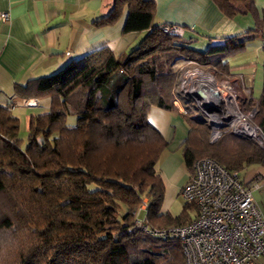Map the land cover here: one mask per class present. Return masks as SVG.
I'll return each mask as SVG.
<instances>
[{"label":"trees","instance_id":"trees-1","mask_svg":"<svg viewBox=\"0 0 264 264\" xmlns=\"http://www.w3.org/2000/svg\"><path fill=\"white\" fill-rule=\"evenodd\" d=\"M215 1L226 15L255 9L252 0ZM125 6L123 31H145L129 52L72 58L18 89L49 98L46 111L29 115L25 142L12 107L0 104V264H185L179 237L152 231L195 215L189 201L176 215L160 209L156 164L167 141L147 111L175 109V58L229 72L225 58L264 37V21L201 50L154 23L153 0H114L99 22H114ZM260 94L254 119L264 131V89ZM182 116L189 124L183 160L192 174L201 156L234 170L264 161L252 138L222 130L210 141L203 121Z\"/></svg>","mask_w":264,"mask_h":264},{"label":"crops","instance_id":"crops-1","mask_svg":"<svg viewBox=\"0 0 264 264\" xmlns=\"http://www.w3.org/2000/svg\"><path fill=\"white\" fill-rule=\"evenodd\" d=\"M153 1L154 23L181 25L183 39L190 47L201 50L229 36H241L253 29L258 19L264 21V0H252L253 11L234 15H226L215 0ZM113 5L114 0H0V12L8 13V18L0 21V104L13 108L20 106L14 104L16 98H35L36 105L21 106L41 107L38 113L44 112L49 98L28 97L19 92L22 85L57 71L72 58L105 49L118 56L136 46L145 31H123L126 6L114 22H99ZM245 45L225 59L229 73L242 75V83L259 101L264 89V37L258 36ZM147 112L149 122L167 141L156 168L164 186L160 209L172 214L168 204L192 174L183 160L182 148L189 124L179 103L172 110L153 105ZM235 170L242 182L251 185L254 201L264 214V161L250 162ZM257 264H264V260Z\"/></svg>","mask_w":264,"mask_h":264},{"label":"built area","instance_id":"built-area-1","mask_svg":"<svg viewBox=\"0 0 264 264\" xmlns=\"http://www.w3.org/2000/svg\"><path fill=\"white\" fill-rule=\"evenodd\" d=\"M7 18V12H0V21ZM161 25L166 34H182L179 24ZM187 62L192 64L184 65ZM174 70V103L178 105L183 95L191 98L195 111L190 114L207 125L210 141L229 130L254 139L264 149V131L254 119L258 99L242 83V75L187 59L177 60ZM14 104L34 106L37 100L16 98ZM179 193L193 203L195 216L184 225L152 231L163 237L178 236L185 264H257L264 260V214L254 201L251 185L241 181L238 170L226 168L212 157H198L192 176ZM137 225L146 228L141 219Z\"/></svg>","mask_w":264,"mask_h":264},{"label":"rangeland","instance_id":"rangeland-1","mask_svg":"<svg viewBox=\"0 0 264 264\" xmlns=\"http://www.w3.org/2000/svg\"><path fill=\"white\" fill-rule=\"evenodd\" d=\"M250 46H253V45H250ZM251 49V47H249L247 50L249 51ZM180 59H185L183 57H178V58H175L171 64V68L173 69V72L175 74V70H174V63L177 61V60H180ZM189 60V59H187ZM193 61V60H192ZM196 61V60H194ZM180 62V61H179ZM198 62V61H197ZM192 63H184V65H190ZM175 80L174 82H176V74H175ZM175 84V83H174ZM174 86V85H173ZM176 87V85L174 86V88ZM174 88H173V93H174V97H175V91H174ZM173 97V98H174ZM48 99V97H46ZM46 98H42V99H45ZM181 101H178V103L181 105V110L184 112H186L187 114L188 113H192L194 112V107L193 105L191 104V98H189L188 96L186 95H183L182 97H179ZM187 103L188 104V107L186 106H183V103ZM42 111L43 108H29V107H26V106H13L12 108V112L18 117L19 119V128H18V132H19V137L22 138V140L25 142L26 141V138H27V135L29 133L28 131V123H29V119H28V116L31 114V113H38L39 111ZM75 119V116L73 115H69V118H68V121L69 123L72 124V122L74 121ZM186 203V200L184 197H182L180 195V193L178 192V194H176L174 196V200L172 202H170L168 204V211H170L173 215H176V213H179L181 211V208L183 206V204ZM195 209H190L189 210V214L190 216H194L195 215Z\"/></svg>","mask_w":264,"mask_h":264},{"label":"water","instance_id":"water-1","mask_svg":"<svg viewBox=\"0 0 264 264\" xmlns=\"http://www.w3.org/2000/svg\"><path fill=\"white\" fill-rule=\"evenodd\" d=\"M198 94H199V92H198ZM200 119V118H199ZM201 121H202V119H200Z\"/></svg>","mask_w":264,"mask_h":264}]
</instances>
